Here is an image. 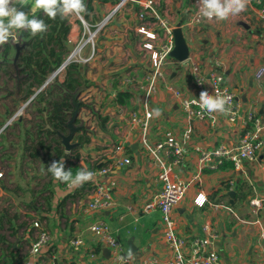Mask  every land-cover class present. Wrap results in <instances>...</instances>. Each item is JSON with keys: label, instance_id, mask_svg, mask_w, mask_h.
Here are the masks:
<instances>
[{"label": "crops", "instance_id": "crops-1", "mask_svg": "<svg viewBox=\"0 0 264 264\" xmlns=\"http://www.w3.org/2000/svg\"><path fill=\"white\" fill-rule=\"evenodd\" d=\"M117 1L89 0L87 6L86 0V11L81 16L88 23L99 21ZM153 1L170 25L176 27L183 21L189 57L198 60L205 72L214 69L223 72L225 84L235 92L242 110L247 111L254 101L258 115L264 120V82L256 79L257 70L264 66V26L256 13L257 4L249 0L237 15L224 20L202 17L196 22L193 17L199 11V0ZM41 11L44 13L36 10V18ZM146 20L150 17L143 14L139 0L130 1L99 36L96 56L88 63H81L87 91L80 94V99L93 94L104 117L99 124L91 122L95 134L87 143L79 140L86 125H79L82 128L75 133L72 142L81 145L72 150L64 147L62 156H54V126L49 120L51 108L37 99L45 89L37 93L41 86H31V80L20 75L19 58L28 49V41L17 60L15 43L22 45L25 41L20 30L16 31L17 41H8L0 48V171L3 172L0 179V264H96L107 257L97 235L90 229L98 220L106 221L116 231L127 254L133 253L132 264H140L144 256L151 254L156 255L161 264H166L168 250L161 231V211L158 208L147 213L141 211L162 188L159 169L139 142L138 133L131 130L118 113L119 105L127 110L142 105L137 84H125V80L142 78L148 67L149 57L140 49L145 38L137 31ZM69 23L71 30L62 41L67 47L66 54L77 45L84 30L79 22ZM88 47L83 49L84 57L90 53ZM189 57L186 62L175 59L168 66L169 80L194 97L197 92ZM63 80L64 75L59 81ZM99 88L107 89L110 107H101L109 97ZM119 91L129 93L125 103L116 101ZM43 93L45 100L54 98L47 90ZM32 96L34 98L29 101ZM153 106V132L162 127L181 134L191 127L195 143L207 147L234 143L242 132L238 126L227 123L220 113L215 127L188 119L178 101L165 90ZM82 110L81 115L84 114ZM56 131L67 134L69 129L68 132ZM118 143L127 146L132 163L111 173L117 186L113 189L116 204L110 209L88 212L85 203L89 200L92 184L88 181L69 187L54 181L47 170L52 161L60 159L65 161V170L72 166L80 170L105 165L110 160L112 146ZM195 169L196 154L190 152L181 167V175L189 177ZM230 191H234L233 194ZM199 194L211 203L230 206L232 211L221 206L214 208L209 203L197 205L195 198ZM255 197H264V152L257 159L243 163L240 169H235L229 160L223 161L216 170L205 169L202 182L190 186L177 206L175 216L179 230L191 239L203 233L202 225L210 219L220 233L218 249L223 264H264V210L258 214L253 211L250 200ZM33 220H39L52 235L48 250L38 254L31 253L38 235ZM77 239L82 240L81 244L71 245V241Z\"/></svg>", "mask_w": 264, "mask_h": 264}, {"label": "built area", "instance_id": "built-area-1", "mask_svg": "<svg viewBox=\"0 0 264 264\" xmlns=\"http://www.w3.org/2000/svg\"><path fill=\"white\" fill-rule=\"evenodd\" d=\"M130 1L132 0H118L106 15L94 23H88L82 16L78 17L84 28L83 35H81L77 45L64 58L63 63L53 71L54 75L49 80L46 79L39 91L44 90L54 78L59 77L68 64L91 61L96 56L99 36L113 20L115 14L121 12ZM251 1L257 4L256 13L264 26V0ZM139 2L143 8V14L150 17V20H146L137 30L145 38L140 49L149 57L148 67L142 78L130 77L125 80V84H137L141 92L142 105L141 108H131L130 110L119 105L118 113L126 121L129 128L138 133L139 142L159 169L158 179L162 188L151 201L141 208V211L147 213L156 208L161 211V231L168 250L166 264H223L218 249L220 233L213 227L211 220L204 221L201 235L188 239L179 230L175 216L176 209L186 195L188 188L202 182L205 169L216 170L225 160L231 161L235 169H240L243 163L257 159L260 153L264 152V120L258 115L254 101L247 111L242 110L235 92L225 84L223 72L218 69L205 72L201 63L192 57H189V60L197 95L193 97L181 88L174 86L169 80L168 66L175 61L171 55L174 48L173 30L175 27L170 25L167 17L161 15L154 6L153 0L147 2L139 0ZM201 19L202 16L197 11L193 21L200 22ZM12 40L14 42L18 40L16 33L15 38H10L8 41ZM3 45H0V48ZM86 45L89 46L90 53L84 57L82 53ZM256 79L264 82V66L257 70ZM162 90L173 95L187 114L188 119L208 123L211 127L217 126V114L220 112L209 113L206 109L201 108L200 93L207 91L210 96L219 95L229 98L225 105L226 112L220 114L224 115L227 123L238 126L242 130L241 134L234 143H220L217 146L207 147L195 143L191 127L185 129L181 134L173 129L162 127H159L155 132L151 131L155 117L153 105L159 99ZM86 91L87 88L82 94H85ZM113 93L115 95L116 91ZM89 97L90 94L84 97L85 101ZM33 98L34 96L29 101ZM111 149V157L107 164L87 169L94 174L93 179L89 181L92 184L89 200L85 203V209L88 212L94 213L115 206L113 189L116 188L117 181L111 173L116 168H122L132 163L124 143L114 144ZM190 152L196 154V169L189 177L185 178L181 175V167L185 164ZM103 176L106 178L100 179ZM1 178H3L2 171H0ZM195 203L199 206L209 203L214 208L221 206L232 211L230 206L222 203H211L207 197L201 198V194L195 198ZM250 205L256 214L260 213L264 210V197L252 198ZM130 210H132L131 207ZM33 226L38 229V235L32 245L31 253L38 254L47 251L52 241L51 233L43 227L39 220H33ZM90 229L97 235L102 250L109 249V256L102 257L96 264H132L133 259L127 258L128 254L122 241L109 223L98 220L91 225ZM262 235L264 236V231ZM81 242L82 240L79 239L72 240L71 245L78 246ZM122 257L124 259H121ZM140 264H161V260L156 255L151 254L144 256L140 260Z\"/></svg>", "mask_w": 264, "mask_h": 264}, {"label": "trees", "instance_id": "trees-1", "mask_svg": "<svg viewBox=\"0 0 264 264\" xmlns=\"http://www.w3.org/2000/svg\"><path fill=\"white\" fill-rule=\"evenodd\" d=\"M37 18L45 22L48 26L47 31L35 37L29 33L31 37L28 41L29 47L19 58V64L22 66L21 70L27 72L26 80H31V86L34 84L42 86L47 77L63 63L67 53V47L62 41L67 38L71 30L68 17L62 19L58 15L55 19H50L41 11L37 13ZM58 80L59 78H56L44 90H47L49 95L54 98L49 97L45 100L44 91H41L37 97L40 102L46 103V107L51 108L49 120L54 126V131H52L53 135H58L56 130L68 132L67 123L69 121L70 109L74 108L71 93L75 92L82 85L87 84L85 82L86 75L83 72V66L78 62L68 64L64 72V80L62 82ZM128 96L129 93L119 91L116 101L125 103ZM79 140L82 143H87L90 138L86 137L83 133L79 136ZM56 143L59 144V142ZM55 150L59 156H62L63 152L59 150V146H56ZM69 169L73 176L79 171V168L74 166L66 170Z\"/></svg>", "mask_w": 264, "mask_h": 264}, {"label": "clouds", "instance_id": "clouds-1", "mask_svg": "<svg viewBox=\"0 0 264 264\" xmlns=\"http://www.w3.org/2000/svg\"><path fill=\"white\" fill-rule=\"evenodd\" d=\"M247 3L248 0H199V15L208 20L213 18L224 20L242 12ZM24 6H27L26 0H0V45L7 43L10 38L14 39L18 30H27L33 37L45 33L48 26L42 19L35 17L36 10H43L50 19H55L58 15L62 19L73 15L80 17L86 11L84 0H33L32 18H29V13L21 10ZM228 99L219 95L210 96L207 91H202L200 107L209 113L217 111L225 113ZM47 170L54 181L66 183L69 187L91 181L94 175L91 171L81 168L73 176L70 169L65 170L64 159L52 161ZM132 256L133 253L130 251L127 258L130 260Z\"/></svg>", "mask_w": 264, "mask_h": 264}, {"label": "rangeland", "instance_id": "rangeland-1", "mask_svg": "<svg viewBox=\"0 0 264 264\" xmlns=\"http://www.w3.org/2000/svg\"><path fill=\"white\" fill-rule=\"evenodd\" d=\"M32 1V2H31ZM84 1H86V0H84ZM88 1V3H87V6H89L90 5V3H89V0H87ZM26 2H27V6H24L21 10H23V11H25V12H27V13H29V18H31V16H32V14H30L31 13V7L33 6V0H26ZM31 2V5H28L29 3ZM84 4L86 5V2H84ZM68 19H69V21L71 22V23H76V22H79L81 25H82V22H81V20H80V18H78V16H75V15H73V16H70V17H68ZM83 26V25H82ZM21 31V34H22V36H23V44H26V42L27 41H29L30 40V32H28L27 30H20ZM2 47H5V44L2 46ZM69 54V53H68ZM68 54H66L65 55V58L67 57V55ZM18 66L19 67H22L21 66V64H18ZM64 72H65V70L62 72V74L59 76V77H57V78H59L60 79V77L62 76V75H64ZM21 73V74H20ZM20 75H23V76H25V78H26V74H27V72H23L22 70H20ZM55 79V78H54ZM52 80V82L51 83H53L55 80ZM59 81V80H58ZM93 83V82H92ZM93 86H95V88L96 87H99L98 85H93ZM86 88H87V85H86ZM85 88V89H86ZM99 91L100 92H102V93H104L105 94V97H109V93L107 92V89H100L99 88ZM90 93H93V90L90 92ZM91 96L88 98V100H86L85 101V98L83 97L82 98V100L80 99L81 97L79 96V101H81V107H80V111H81V108H83L84 110H82V111H84V114H80V111H79V113H78V115H77V117H76V125L77 126H79V125H82V126H85L86 125V129H85V132H83L84 133V135L86 136V137H90L91 138V136L93 135V134H95V132H94V130H93V128H92V126H90L91 125V122H95V125H96V123H100V119L102 120L103 119V117L104 116H102V112L100 111L101 109H99V107H98V102H96V100L94 99V95L93 94H90ZM93 99V100H92ZM82 101H83V103H82ZM110 101H111V98L109 97L108 98V100H106L105 102H103L104 104H102L101 105V107H105V108H108V107H110L111 106V103H110ZM74 111V108L73 109H70V114H69V119L71 118V115H72V112ZM104 121V120H103ZM87 130V131H86ZM82 133V134H83ZM81 134V135H82ZM90 134V135H89ZM54 136V142H55V144H56V146H59V150L61 151L62 150V152H64V146L62 145V143H61V140H60V136L59 135H53ZM59 138V139H58ZM56 142H59V144H57ZM58 155V153H57V151L55 150V155L54 156H57ZM99 160V159H98ZM98 160H95L94 162H96V161H98ZM91 168H93V166H91V167H89L88 169H91Z\"/></svg>", "mask_w": 264, "mask_h": 264}, {"label": "water", "instance_id": "water-1", "mask_svg": "<svg viewBox=\"0 0 264 264\" xmlns=\"http://www.w3.org/2000/svg\"><path fill=\"white\" fill-rule=\"evenodd\" d=\"M182 23L181 21L173 30L174 33V48L171 52V55L179 60L180 62H186L188 57H189V46L187 45L185 36L183 34V28H182ZM25 47L24 44H20L19 42L15 43V48H16V56L15 60L18 59L22 49ZM72 50V49H71ZM54 75V72L50 74V76L47 77V80H49L52 76ZM86 88V85H82L79 87L75 92L71 93V99H72V104L74 106V111L72 112L71 118L69 119L67 123V127L69 129V132L67 134H63L61 132H58V135L60 136L61 143L65 147L66 150H72L78 145H81L80 143H73L72 139L77 131H79L82 127L77 126L76 123V117L80 111L81 107V101H79V96L80 94L84 91ZM40 91H37V93ZM36 95V94H35ZM34 95V96H35ZM234 191H230V194H233ZM103 253L105 256H109V249L105 248L103 250Z\"/></svg>", "mask_w": 264, "mask_h": 264}]
</instances>
